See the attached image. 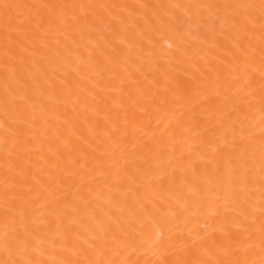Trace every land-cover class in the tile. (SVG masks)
Returning a JSON list of instances; mask_svg holds the SVG:
<instances>
[{
    "label": "snow or ice",
    "instance_id": "snow-or-ice-1",
    "mask_svg": "<svg viewBox=\"0 0 264 264\" xmlns=\"http://www.w3.org/2000/svg\"><path fill=\"white\" fill-rule=\"evenodd\" d=\"M0 264H264V0H0Z\"/></svg>",
    "mask_w": 264,
    "mask_h": 264
},
{
    "label": "bare ground",
    "instance_id": "bare-ground-1",
    "mask_svg": "<svg viewBox=\"0 0 264 264\" xmlns=\"http://www.w3.org/2000/svg\"><path fill=\"white\" fill-rule=\"evenodd\" d=\"M111 2V0H109ZM120 2V0H118ZM127 2H139V0H127ZM151 2H161V0H151ZM163 2H168V0H163ZM183 2H187V0H183Z\"/></svg>",
    "mask_w": 264,
    "mask_h": 264
}]
</instances>
